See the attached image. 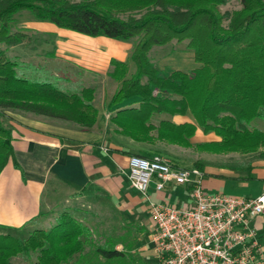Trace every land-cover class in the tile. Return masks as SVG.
Returning <instances> with one entry per match:
<instances>
[{"label": "trees", "instance_id": "1", "mask_svg": "<svg viewBox=\"0 0 264 264\" xmlns=\"http://www.w3.org/2000/svg\"><path fill=\"white\" fill-rule=\"evenodd\" d=\"M239 1V9L221 12L219 6L227 0H0V172L13 159L12 119L5 110L62 119L82 128L92 127L98 116L94 88L69 93L49 81H31L23 69L18 72L17 59L6 57L1 45L28 40L24 32L10 31L14 16L24 11L35 20L82 35L136 39L127 60H109L110 76L118 87L107 109L113 112L109 121L118 133L136 142L187 148L197 126L219 137L195 144L200 151L264 158V132L247 126L264 114V0ZM170 41H186L192 50L199 66L191 75L178 69L168 77L158 75L148 52ZM155 90L173 97H157ZM126 101L136 105L125 106ZM162 113L189 114L193 122L154 123L153 115ZM13 164L20 170L16 161ZM88 231L64 212L49 229L36 228L22 240L0 234V264L31 252L36 254L31 264H67L74 256L77 263L87 259L100 264L101 257V264H113L124 255L110 238L99 243Z\"/></svg>", "mask_w": 264, "mask_h": 264}, {"label": "crops", "instance_id": "2", "mask_svg": "<svg viewBox=\"0 0 264 264\" xmlns=\"http://www.w3.org/2000/svg\"><path fill=\"white\" fill-rule=\"evenodd\" d=\"M22 27L34 33H53L56 37L73 34L92 42V45L99 44L107 51L116 48L109 60L125 61L131 49L127 41L86 36L46 21L32 19L30 24ZM82 60L78 63L80 70L85 73L98 72L95 57ZM30 64L31 69L38 66L36 63ZM93 79L82 80L81 87H92L96 91V79ZM132 105H136V102ZM97 110V120L90 128L32 113L17 117L6 113L12 119L13 159L0 172V234H10L22 240L35 229V225H39L35 221L50 220L56 223L60 214L67 212L86 225L89 235L99 243L105 242L111 234L122 235L124 228L131 227L138 238L134 239V245L130 248L115 243L114 247L124 255L113 264H125V256L130 258L129 264H158L151 241L153 223L147 201L129 183L127 159L133 154L148 158L157 155L181 166L180 163L189 162L182 160L176 149L185 147L162 142L174 150L160 153L157 145L136 142L127 136V139H122L111 122H100L102 116ZM169 120L176 124L193 122L189 114H174ZM217 140L219 137L213 132H204L196 126L190 143L195 145ZM200 154L194 161L201 166L202 185L206 192L243 198H253L264 192V158L255 153L203 151ZM13 161L18 163L20 170ZM191 162L189 164H193ZM148 194L151 199L168 204L172 199L178 206L191 204L185 188L174 184L167 185L162 191H156L154 184H151ZM253 224L264 244V215L257 216ZM143 236L147 237L144 242ZM89 248L87 245L84 252H88ZM25 259L26 255L19 254L11 259V264H14V260L19 261L17 264H26ZM76 260L77 256H74L67 264H94L87 259L81 263ZM99 260L100 264L104 262L101 257Z\"/></svg>", "mask_w": 264, "mask_h": 264}, {"label": "built area", "instance_id": "3", "mask_svg": "<svg viewBox=\"0 0 264 264\" xmlns=\"http://www.w3.org/2000/svg\"><path fill=\"white\" fill-rule=\"evenodd\" d=\"M126 175L147 201L158 264L264 263V244L253 224L264 215V192L253 198L208 193L200 168L179 166L157 155H130ZM151 184L156 191L169 184L184 187L191 204L153 200L148 194Z\"/></svg>", "mask_w": 264, "mask_h": 264}, {"label": "rangeland", "instance_id": "4", "mask_svg": "<svg viewBox=\"0 0 264 264\" xmlns=\"http://www.w3.org/2000/svg\"><path fill=\"white\" fill-rule=\"evenodd\" d=\"M219 8L221 12L239 9L240 1L227 0V2L224 5H220ZM32 19L33 18L31 17V15L26 11L14 16L13 21L10 23V31L20 30L25 33L28 40L26 39V41L16 44L13 47H6L5 45H1V48L4 49L6 57L9 59H17L20 62V65L17 69L18 72H25V76L29 80L49 81L53 85H55V87L64 92H77L81 88H83L81 87L83 83L82 80L84 81L89 78L96 79V91H94L95 102L93 105H95L101 112L102 117L100 119V122L109 124V118L113 114V112L107 109V103L118 87V82L113 80L110 76L112 67L109 64V57L110 55L115 54L117 49L114 48L113 50L107 51V48L99 44L92 45V42H89L84 38H78L73 34H64L61 37H56V35L53 33H34L30 30L24 29L22 25L30 24V21ZM33 20L36 21L35 19ZM135 41L136 39H132L127 42L132 47ZM94 57L98 61V72L85 73L79 69L80 66L78 65V63L80 61H83L82 59H85V61H87L86 59H93ZM148 58L154 65L156 70L160 72L158 75L162 77H167L171 71L176 69L187 72L191 75L194 68L199 66V64L193 60L192 50L187 47L186 41H170L165 45L154 47L148 52ZM26 60L30 62L26 63ZM30 63H36L38 65L37 68L30 69V66H28L31 65ZM129 67V72H131L133 69V65L131 62H129ZM20 69H23V72ZM55 74H57V76H55ZM68 81L71 82L69 83ZM154 93L157 97L160 98L173 97V95L167 91L155 90ZM125 103L133 104L135 102L132 103L126 101ZM5 113H8V115L10 114L14 117H17L19 115H29V113L26 114V112H22L19 110H5ZM160 119H170V116L162 113L154 114L152 117V121L154 123H157ZM247 126L249 129H256L264 132V114H262L258 118L253 119L248 123ZM119 136L122 137V139H127V137L123 135L119 134ZM153 145H157L160 153H168V151L174 150L169 146L162 144V142L160 141H156L155 143H153ZM176 151L179 152V157L182 160L189 163L190 161H192L191 163H193H180L181 166L194 165V158L200 157V153L203 152L196 149L193 144L191 147L180 149L178 148V150L176 149ZM254 155L257 156V154ZM224 160L226 161V159ZM133 193H135V195L139 197V194H137L135 191H133ZM169 202L170 204H178L174 199L169 200ZM35 222L39 224L35 225V229H49L55 224L54 221L53 223H51L50 220H37ZM133 233L134 231L131 230V227L124 228L122 235L115 236L111 234L109 238L114 243L119 242L122 243L123 246L130 248L134 245V239L138 238ZM150 233L152 234V232ZM145 238L147 237H142L143 242ZM23 255H26V264H31L32 261L35 260L36 254L31 252L29 255L21 254V256ZM123 261L125 264H129L130 258H128V256H125L123 258ZM18 262V260H14V264H17Z\"/></svg>", "mask_w": 264, "mask_h": 264}]
</instances>
